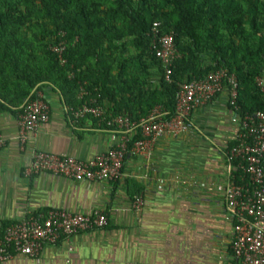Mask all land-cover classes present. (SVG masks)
Returning a JSON list of instances; mask_svg holds the SVG:
<instances>
[{
  "label": "crops",
  "instance_id": "0c3cea01",
  "mask_svg": "<svg viewBox=\"0 0 264 264\" xmlns=\"http://www.w3.org/2000/svg\"><path fill=\"white\" fill-rule=\"evenodd\" d=\"M49 120L19 141V112H0V236L3 226L48 210L108 216L104 229L63 238L34 258L1 264H240L231 253L235 220L224 192L236 169L228 158L236 113L223 92L191 114V127L159 138L149 158L131 156L115 182L27 175L34 152L90 161L118 138L72 108L49 87L36 90ZM18 110V109H17ZM141 196V210L131 208Z\"/></svg>",
  "mask_w": 264,
  "mask_h": 264
},
{
  "label": "trees",
  "instance_id": "16d2710c",
  "mask_svg": "<svg viewBox=\"0 0 264 264\" xmlns=\"http://www.w3.org/2000/svg\"><path fill=\"white\" fill-rule=\"evenodd\" d=\"M153 23L173 37L168 67L155 55ZM59 41L62 65L51 51ZM219 70L236 78V114L264 112V0H0V112L21 111L49 87L69 108L102 107V118H89L112 130L108 120L138 121L157 107L172 117L181 87Z\"/></svg>",
  "mask_w": 264,
  "mask_h": 264
},
{
  "label": "built area",
  "instance_id": "2783aa9c",
  "mask_svg": "<svg viewBox=\"0 0 264 264\" xmlns=\"http://www.w3.org/2000/svg\"><path fill=\"white\" fill-rule=\"evenodd\" d=\"M160 24L153 23L149 35L153 37L155 55L167 67L178 57L171 34H161ZM66 44L59 41L51 47L59 63L65 64ZM169 69L166 70L167 76ZM264 91V82L257 79ZM226 92L230 106L236 110L237 81L224 70L208 73L203 79L193 80L181 87L176 97L175 114L165 118L157 107L138 121L126 115L107 121V126L117 133V141L90 161L48 152H34L27 175L50 173L76 182H115L127 157L149 158L156 141L164 135L178 136L191 127V114L211 102L215 96ZM86 92L81 89L79 97ZM72 117L102 118V107L91 102L72 109ZM237 132L228 151L230 162L238 163L240 184L232 180L226 187L224 199L234 223L231 253L240 264H264V112L236 114ZM49 120V105L36 93L27 100L19 114V141L26 143L29 134ZM138 136L137 139L134 137ZM3 140L0 136V148ZM142 197L132 202L131 208L141 210ZM109 219L105 212L92 210L87 213H71L65 210H48L44 214L30 216L6 225L0 236V264L17 256L37 257L46 246H56L63 238L104 229Z\"/></svg>",
  "mask_w": 264,
  "mask_h": 264
}]
</instances>
